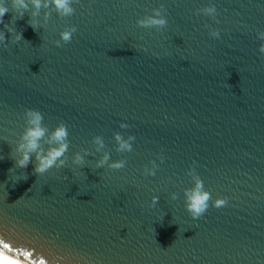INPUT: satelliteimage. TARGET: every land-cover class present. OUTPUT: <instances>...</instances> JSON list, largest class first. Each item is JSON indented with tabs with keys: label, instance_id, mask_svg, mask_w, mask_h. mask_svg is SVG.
Returning <instances> with one entry per match:
<instances>
[{
	"label": "water",
	"instance_id": "95a60500",
	"mask_svg": "<svg viewBox=\"0 0 264 264\" xmlns=\"http://www.w3.org/2000/svg\"><path fill=\"white\" fill-rule=\"evenodd\" d=\"M208 4L214 16L200 11ZM72 7L66 17L51 5L3 17L21 38L4 30L0 41V240L48 264H264V0ZM157 7L164 26L136 25ZM68 25L71 39L53 44ZM25 108L41 112L45 138L64 123L63 167L38 175L31 155L15 167ZM117 132L134 137L130 151L117 150ZM103 152L124 167H97ZM189 168L210 194L197 218L183 207ZM18 173L26 178L13 182Z\"/></svg>",
	"mask_w": 264,
	"mask_h": 264
},
{
	"label": "clouds",
	"instance_id": "9594fccd",
	"mask_svg": "<svg viewBox=\"0 0 264 264\" xmlns=\"http://www.w3.org/2000/svg\"><path fill=\"white\" fill-rule=\"evenodd\" d=\"M29 5H31L33 10L31 12L32 17H35L37 11L41 7L47 8L49 5H51V7L61 17L70 16L74 11L72 7V0H0V25H3V28L0 29V41L4 38V30L12 33L14 40H19L21 38L20 33L13 32V29L4 23L3 17L9 10L14 12L15 17H23L24 12L29 8ZM163 11L162 7L153 8L150 14L138 17L135 23L140 27H154L158 29L166 24L165 17L162 15ZM200 11L202 14L207 16H214L216 13L215 7L211 4L204 6L200 9ZM45 16H47V13H45ZM26 23L35 29L37 22L35 19H29ZM74 31L75 26L73 25H68L62 28L57 33L59 39L53 40L52 43L56 46H60L62 42H68ZM209 35L213 38H218L219 30L212 28L209 31ZM256 37L259 41L257 50L261 54V58H264V31L257 32ZM23 119L25 126L15 148V167L24 169L29 163L30 155L34 157L35 160L32 170L38 175L45 173L51 168L63 167L65 164V153L68 149V133L64 123L62 121H58L45 138L46 129L42 124L43 117L39 110L34 108H25L23 110ZM119 127L127 128L128 125L121 122ZM42 138H45V143L49 145L47 148L42 149L40 147V141ZM113 139L116 142L118 151L131 150L130 142L134 140V137L131 134L127 137H123L117 132L113 134ZM93 140L99 150V148L103 146V141L99 137H93ZM159 158L162 159L160 156ZM71 162L72 164L80 165L84 162L83 156H81L79 152H75L71 157ZM105 162H107V167L110 169H120L124 167L125 164V162L121 159L109 161L108 154L103 152L96 161V166H104ZM155 167V164H153L151 168L142 167L141 172L144 175L152 176L155 174ZM8 171L11 172L12 169L10 168ZM187 174L191 177V186L183 190V207L192 218H197L207 209L210 194L203 188L202 181L191 168H189ZM25 178L26 177L23 173H18L12 176L13 182ZM169 196L172 200L176 199L175 193H170ZM157 199L158 197L156 195H152L150 197V208L156 205ZM224 204L225 200L223 198L218 197L213 201V205L216 207H220ZM25 255H27V253H25ZM0 264H23V262L6 255L3 251H0Z\"/></svg>",
	"mask_w": 264,
	"mask_h": 264
},
{
	"label": "bare ground",
	"instance_id": "6f19581e",
	"mask_svg": "<svg viewBox=\"0 0 264 264\" xmlns=\"http://www.w3.org/2000/svg\"><path fill=\"white\" fill-rule=\"evenodd\" d=\"M4 244H7L5 242H2L0 240V251H3L6 255L13 257L15 259H18L20 261L23 262V264H48L43 260H40L30 254L27 253V255H25V252L22 250H19L15 247H13L12 245H8L7 248H4Z\"/></svg>",
	"mask_w": 264,
	"mask_h": 264
},
{
	"label": "snow or ice",
	"instance_id": "6c2138e0",
	"mask_svg": "<svg viewBox=\"0 0 264 264\" xmlns=\"http://www.w3.org/2000/svg\"><path fill=\"white\" fill-rule=\"evenodd\" d=\"M3 246H4V248H7V247H8V245H7V244H4Z\"/></svg>",
	"mask_w": 264,
	"mask_h": 264
}]
</instances>
